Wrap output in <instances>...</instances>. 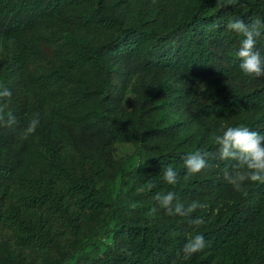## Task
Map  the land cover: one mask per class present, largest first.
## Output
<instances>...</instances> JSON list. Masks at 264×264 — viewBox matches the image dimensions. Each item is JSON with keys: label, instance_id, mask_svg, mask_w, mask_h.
Segmentation results:
<instances>
[{"label": "trees", "instance_id": "obj_1", "mask_svg": "<svg viewBox=\"0 0 264 264\" xmlns=\"http://www.w3.org/2000/svg\"><path fill=\"white\" fill-rule=\"evenodd\" d=\"M236 20L260 22L264 60V0H0V104L16 121L0 125V264H264V184L234 190L214 142L228 126L264 134V77L239 67ZM117 142L136 147L132 169ZM197 150L210 167L185 181ZM168 191L205 207L167 215L154 197ZM102 229L110 241L85 250ZM196 234L206 247L185 261Z\"/></svg>", "mask_w": 264, "mask_h": 264}, {"label": "clouds", "instance_id": "obj_2", "mask_svg": "<svg viewBox=\"0 0 264 264\" xmlns=\"http://www.w3.org/2000/svg\"><path fill=\"white\" fill-rule=\"evenodd\" d=\"M237 0H218L220 8L235 5ZM228 28L236 33L242 34L244 39L241 41L236 55L240 58L239 67L241 71L249 77H264V60L260 53L255 51L257 37L261 35L260 22L253 21L251 24H245L241 20H236L228 24ZM11 92L0 85V98H8ZM3 104H0V125L11 126L15 117L9 114L7 118L3 115ZM40 121L38 114L29 120L27 126L23 129L21 137L27 139L34 134ZM214 142L217 146V156L219 160L232 161L231 170H223L224 179L233 186L234 190L241 191L244 183L259 182L264 184V134L251 130L246 126H228L221 134L214 136ZM210 153L194 151L183 157V166L185 173L183 180L203 172L210 165L207 158ZM163 180L169 185L175 186L180 182L178 172L171 166L165 167L163 171ZM153 185H149V188ZM159 207L167 215H179L190 217L197 209L204 208L205 205L193 201L187 206L180 203L176 193L168 191L166 193L157 192L154 197ZM192 224L201 225L204 223L202 218H196L190 221ZM206 241L203 235L196 234L189 239L182 248V259L189 260L194 254L204 250ZM179 255V254H178ZM175 264V262H173Z\"/></svg>", "mask_w": 264, "mask_h": 264}, {"label": "rangeland", "instance_id": "obj_3", "mask_svg": "<svg viewBox=\"0 0 264 264\" xmlns=\"http://www.w3.org/2000/svg\"><path fill=\"white\" fill-rule=\"evenodd\" d=\"M115 160L122 165L125 170H130L138 163L137 149L132 143L122 142L115 143L114 151ZM111 180H108L107 184H110ZM101 185V183H100ZM112 223L108 222L107 226H111ZM110 241L109 235L102 229L99 234L91 240L85 250L92 253H97L103 249L104 245ZM78 253H76L77 255Z\"/></svg>", "mask_w": 264, "mask_h": 264}]
</instances>
